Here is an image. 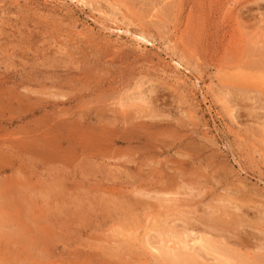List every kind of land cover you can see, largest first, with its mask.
I'll list each match as a JSON object with an SVG mask.
<instances>
[{"label": "rangeland", "instance_id": "374dc122", "mask_svg": "<svg viewBox=\"0 0 264 264\" xmlns=\"http://www.w3.org/2000/svg\"><path fill=\"white\" fill-rule=\"evenodd\" d=\"M183 263L264 264V0H0V264Z\"/></svg>", "mask_w": 264, "mask_h": 264}, {"label": "bare ground", "instance_id": "6f19581e", "mask_svg": "<svg viewBox=\"0 0 264 264\" xmlns=\"http://www.w3.org/2000/svg\"><path fill=\"white\" fill-rule=\"evenodd\" d=\"M84 1H85V0H84ZM113 8H114V7H113ZM145 39H146V38H145ZM238 92H239V91H238ZM241 94H242V93H241ZM245 94H246V93H245ZM242 97H243V96H242ZM246 97H247V96H246ZM251 99H252V98H251ZM254 99H255V98H254ZM261 100H262V99H261ZM255 101H256V99H255ZM256 102H257V101H256ZM257 106H258V105H257ZM260 107H261V104H260ZM257 108L259 109V107H257ZM262 108H263V106H262ZM260 110H261V109H260ZM170 231H171V230H170ZM171 233H173V232H171ZM171 233H170V234H171ZM165 234H166V233H165ZM174 234H175V232H174ZM148 235H149V234H148ZM163 235H164V233H163ZM175 235H177V234H175ZM175 235H174V236H175ZM159 236H160V235H159ZM166 236H167V234H166ZM177 236L179 237V235H177ZM175 237H176V236H175ZM169 238H170V237H169ZM182 238H185V237H181V240H183ZM193 238H194V236H193ZM199 238H200V236L198 237V239H199ZM203 239H204V238H203ZM203 239L200 238V240H198V242L202 245V247L204 246L205 248L207 247V248H210V249H211V247H213V245H211V247H209L208 243H207L206 241H204ZM181 240H178V242L181 244L182 249L185 250V251H187V250H186L187 247H186V245H185L186 242L184 243V242H182ZM176 241H177V240H176ZM178 242H177V243H178ZM177 243H176V244H177ZM179 243H178V244H179ZM199 243L196 242V244H199ZM180 244H179V245H180ZM191 244H192V243H191ZM200 244H199V245H200ZM147 245H148V244H147ZM167 245H168V244H167ZM174 245H175V243H174ZM199 245H198V246H199ZM187 246H189V245H187ZM174 247H175V246H174ZM176 247H177V246H176ZM199 247H200V246H199ZM204 247H203L202 249H205ZM147 248H148V247H147ZM154 248H155V247H154ZM163 248L165 249L166 247H163ZM163 248H161V249H163ZM207 248H206V249H207ZM166 249H167V248H166ZM166 249H165V250H166ZM170 249H171V248L168 246V251H169ZM177 249H179V248L177 247ZM180 249H181V248H180ZM182 249H181V250H182ZM155 250H157V249L155 248ZM159 250H160V249H159ZM159 250H158V251H159ZM181 250H179V251H181ZM193 250H194V249H193ZM149 251H150V250H149ZM176 251H177V250H176ZM179 251H178V252H179ZM211 251H213V249H212ZM178 252H177V253H178ZM181 252H182V251H181ZM191 252H192V251H191ZM191 252L189 251V253H191ZM173 253H174V252H173ZM196 253H197V252H196ZM216 253H217V252H216ZM169 254H170V253H169ZM193 254H194V252H192V255H193ZM198 254H199V253H198ZM170 255H171V254H170ZM183 255H185V254H183ZM181 256H182V255H181ZM179 257H180V256H179ZM184 257L186 258V256H184ZM163 258H164V257H163ZM170 258H171V257H170ZM176 258H177V256H176ZM181 258H182V257H181ZM195 258H196V257H195ZM197 258H198V256H197ZM182 259H183V258H182ZM179 260H180V259H179ZM165 261H166V260H165ZM174 261H175V260H174ZM183 261H186V260L183 259ZM183 261H182V262H183ZM183 264H184V263H183Z\"/></svg>", "mask_w": 264, "mask_h": 264}]
</instances>
